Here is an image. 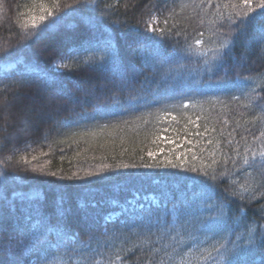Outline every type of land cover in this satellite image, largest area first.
I'll return each mask as SVG.
<instances>
[{
	"label": "snow or ice",
	"instance_id": "1",
	"mask_svg": "<svg viewBox=\"0 0 264 264\" xmlns=\"http://www.w3.org/2000/svg\"><path fill=\"white\" fill-rule=\"evenodd\" d=\"M120 6L121 0L110 4L105 0H31V7L24 5L16 13L15 46L12 35L0 44V116L5 122L0 132L7 133L10 126L15 129L17 118L27 124L33 112L57 129H70L51 140L45 131L48 151L42 146L38 153L26 142L25 149L31 152L18 155L16 136L0 139V264H61L64 256L77 254L81 258L74 264H264V208L248 219L249 207L264 203V72L257 71L252 60L264 61V0H153L146 5L147 18L137 24L114 18ZM123 7L128 10L130 5ZM141 24L146 34L130 46L140 57L137 67L120 55L113 34L118 28L139 32ZM81 26L87 28L90 39L69 43L56 53L50 67L40 63L35 49L41 41L74 35ZM189 29L196 34L193 42L188 40ZM205 30L207 42L202 39ZM164 40L171 44L170 51L163 48ZM145 71L148 75L135 87L137 76ZM65 72H87L103 82L80 90L82 95L77 96L65 83ZM184 72L197 83L206 79L216 85L227 99L215 95L191 102L188 97L189 103L171 106L180 109L178 114L165 105L131 120L106 119L157 105L170 79ZM25 88L47 98L41 102L35 95H22ZM17 103L23 106V116L13 111ZM189 108L194 111H184ZM241 109L248 110L252 119ZM63 112L77 119H56ZM153 116L154 147L141 141L129 149L123 147L127 137L120 136L119 156L128 153L133 162L102 163L65 175L62 168H51V158L41 159L50 157L55 145L75 147L73 159L83 156L100 138L105 142L97 144L99 148L114 146L115 133H123L130 125H147ZM88 120L97 123L89 127ZM181 122V127H172ZM162 123L168 127L161 130ZM73 124L81 127L72 130ZM257 124L260 127L253 131ZM161 131L173 134L161 135ZM19 132L30 135L31 129ZM81 143L87 145L83 150ZM66 158L59 157L61 162ZM112 159L116 160L115 154ZM13 163L52 179L28 184L6 171ZM140 169L146 170L140 179L153 190L147 191L143 184L127 189L130 196L123 201L118 194L126 189L117 184L113 195L100 200L78 195L73 206L70 185L53 183L83 181L82 192L89 187L86 181L104 180L105 173ZM157 170H171L165 174L183 183L170 185ZM45 183L58 189L50 203L48 190L41 186ZM225 183L228 188H221ZM74 215L87 226L85 239L68 226ZM50 252L56 253L57 261L42 256Z\"/></svg>",
	"mask_w": 264,
	"mask_h": 264
},
{
	"label": "trees",
	"instance_id": "2",
	"mask_svg": "<svg viewBox=\"0 0 264 264\" xmlns=\"http://www.w3.org/2000/svg\"><path fill=\"white\" fill-rule=\"evenodd\" d=\"M106 3H112V0H105ZM153 2V0H121V6L116 8L114 10L115 17L119 19H125L127 18L130 24H137L141 18L146 19V12L147 8L146 5ZM124 3H128L130 5L128 10H125L123 7ZM24 5H28L31 7V0H2L0 2V44H4L6 39L12 35L13 36V45L15 46L16 38L14 36L15 31H18L16 28L14 21L16 19V13L17 11H23ZM9 27L12 28V32L10 33L8 31ZM207 26L205 25V29ZM190 35L188 37L189 42H193L194 37H196V34L194 32H191V29H189ZM146 33L143 31V26L141 24V30L139 32L129 30V29H123L118 28L116 32L113 34V42L114 45L118 47L120 55L124 58L125 61L129 63L136 64L137 67L141 66L140 57L135 54L130 46H135L136 41L139 39L140 36L145 35ZM97 37L99 36V33L96 34ZM91 38V34L88 32L87 28L81 26L79 30L73 35L71 32L69 35H57L55 37H51L47 40L41 41L39 47L35 49V54L37 59L40 61L41 64L44 66L50 67L51 62L55 59L56 53L61 50H66V46L69 43H81ZM181 39V46L184 45V39L183 37ZM207 42L208 40V32L205 30V35L202 38ZM161 44L165 50H171V44L167 41H161ZM240 48L237 47V53H239ZM252 60L254 61L253 67L260 72H264V61H260L257 57H252ZM148 75V73L145 71L143 75L137 76L136 83L134 84L135 87L139 88L141 86V82L144 80V76ZM65 79V83H67L68 87L72 89V91L77 95H82V89H87L92 87L93 85L99 86L103 80L101 77L89 74L87 72H78V73H67L65 72V75L63 77ZM155 83L151 84V88H155ZM21 94H27V95H35L38 101H43L47 98V94H41L34 88H25L21 90ZM126 95V94H125ZM215 95H221L222 98L227 99V97H224L223 94L220 92V90L217 88L214 84H209L207 80L205 79L202 84L197 83L196 80L189 78L187 72H184L182 75L176 76L173 79H170L168 85L166 86V90L162 89L161 94L159 96V103L157 105L152 106L151 108H144L142 107L139 111L132 113H118L115 116L108 117L106 119L111 121H116L121 118L124 119H134L135 115H140L141 112H147L151 111L155 113L157 109H163L165 105L169 106V110L173 112V114H178L180 109L178 108H172V105L179 104L181 101L184 103H189L188 97H191V102H195L197 100H205L209 96H215ZM239 103V102H237ZM21 103H17L16 107L14 108V112L17 114V117L23 116L24 114H21ZM206 107H208L206 105ZM233 107H235V104H233ZM219 110V106H217V111ZM78 111V109H77ZM184 111H187L189 113H192L194 110L189 108L185 109ZM241 111L245 112L247 119H252L251 114L246 109H241ZM71 118V119H77V117L69 112H63L59 114L56 119H64V118ZM101 123L105 122L104 120L100 121ZM4 120L3 117L0 116V127L4 126ZM85 123L88 124L89 127L94 126L97 121L94 120H88ZM155 123V117L150 118V122L147 125H143L138 127L137 125H130L129 127H126L123 130V133L117 132L115 133L116 141L115 145L113 146L111 143L107 144L104 149H101L97 146V144L104 143V138H100L95 142H92V147L89 148V150L84 153L83 156L73 159V153L75 151V147L69 148L67 144L65 145H55V152L53 154H50V157H42L41 159H49L51 158L52 164L51 168L53 170H56L58 168L63 169V173L65 175H70L72 172L77 171L78 169H88L89 167H95L99 166L102 163H115L119 162L120 160H123V162H133L131 160V157L128 153H126L123 157L119 156V153L121 151V143H120V136L124 135L127 137L125 139L123 147H127L131 149L133 146L140 145L141 141H146L145 146H152L151 145V135L150 133L153 131V124ZM181 125L173 124L172 127H181ZM204 121L201 120L200 124L203 125ZM166 124V125H165ZM167 126V123H162L158 125L160 129H162V126ZM81 127V125H72V130L77 129ZM219 128V125L217 126ZM260 127L259 124H257L255 127H253V131H256V128ZM20 128H30L31 134L26 135L23 132H19ZM131 128V130H129ZM202 130V128H201ZM47 131L50 134L49 139H55L59 136L60 133L69 132L70 129L60 128L57 129L55 125L50 120H44L40 119V117L37 115L36 112H33L28 120L27 124H24L23 121H21L19 118H17L16 122V128L9 127L7 133L0 132V139H2L5 136H16V140L14 141L15 147L20 149L21 152L19 154H27L28 152H31V149H25L26 142L32 143V148H35L37 150V153L41 150L48 151L47 143L44 140V133ZM146 134H148L146 136ZM161 134V133H160ZM91 141V138H88ZM237 139H239V134H237ZM87 145L84 143H81L79 145V149L83 150L86 148ZM114 147V152H113ZM154 147V146H152ZM63 149V151H61ZM137 151H139L137 149ZM32 153V154H37ZM115 154L116 160L114 161L112 159V156ZM61 155H65L67 158L61 162L59 157ZM101 156H107V160H101ZM0 159H3V154H0ZM29 159H31V155H29ZM145 159L147 160V156L145 155ZM159 159V157H158ZM69 160H72V163H69ZM135 162H138V158ZM151 162V161H150ZM6 171L10 174H15L18 177L24 178L28 184H31L34 180H46V179H52V178H43L39 177L37 174H32L30 172H26L23 168V166H17L15 163L9 168L6 169ZM146 170L140 169V170H119L115 172H108L105 173L106 179L104 180H89L86 181V183L89 185V187L82 192L80 191L81 185L85 182L78 181V182H69V181H59V180H53L54 184H68L70 185V188L68 189L71 197H72V203L73 206H75L76 203V197L78 195H84V196H95L97 200H100L101 198H104L106 196H110L114 194V188L115 185H120L124 187L126 190L119 192L118 196L121 201H123L126 197L130 196V192L127 189L131 188H139L142 184L145 186L147 191H152L153 189L147 186L146 180H141L140 177L143 175V173ZM171 170H165L160 171L157 170V174L163 178L166 182H168L170 185H174L177 183L182 184L183 181H178L177 178L173 175H166V172H170ZM81 175L83 173L81 172ZM151 175V173H149ZM183 175V174H181ZM242 182V181H241ZM42 187L46 188L49 192V203L52 200L53 194L58 191V189L52 187L48 184L41 185ZM221 188L227 189L228 185L222 184ZM260 208H264V203H261L260 201L255 202L252 204L248 209V219L251 220L257 216V213L260 211ZM51 211V208L48 209ZM109 209H105V211H108ZM68 226L73 230L79 232L81 239L86 238V233L88 231L86 224L82 221L79 215H74L69 217ZM42 256H45L48 260L57 261L58 257L55 252L50 253H42ZM80 255L77 254L73 257L64 256L62 258L61 264H65V262H68V264H74L75 260L80 259Z\"/></svg>",
	"mask_w": 264,
	"mask_h": 264
},
{
	"label": "rangeland",
	"instance_id": "3",
	"mask_svg": "<svg viewBox=\"0 0 264 264\" xmlns=\"http://www.w3.org/2000/svg\"><path fill=\"white\" fill-rule=\"evenodd\" d=\"M21 114L23 113L24 114V109H23V107H21ZM166 125V124H165ZM162 126L161 128L163 129L164 127H167V126ZM161 129V130H162ZM193 131L195 130V129H192ZM173 133L171 132V131H169L168 133H163L162 131H161V135H172Z\"/></svg>",
	"mask_w": 264,
	"mask_h": 264
}]
</instances>
